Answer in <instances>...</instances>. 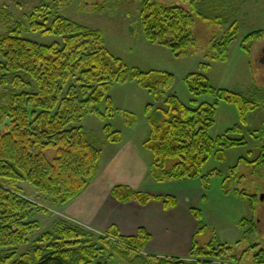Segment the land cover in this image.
<instances>
[{
    "label": "trees",
    "instance_id": "1",
    "mask_svg": "<svg viewBox=\"0 0 264 264\" xmlns=\"http://www.w3.org/2000/svg\"><path fill=\"white\" fill-rule=\"evenodd\" d=\"M167 1L175 3L143 1L140 17L148 41L179 56L196 45L193 28L197 20L205 25L230 27L229 33L212 45V59L226 61L228 48L238 34L236 24L223 14L227 1ZM9 17L0 14L1 20ZM29 22V27L14 24L0 39V127L9 119L5 133L0 131V264L13 260L18 249L40 228L38 222L31 220L37 205L22 194L19 184L28 183L52 203L64 205L82 195L96 178L102 152L82 123L87 115L104 123L114 117L108 93L115 83L137 81L154 95L157 104H164L146 108L150 131L143 145L153 154L150 169L157 182L201 179L207 188L209 176L203 174V168L210 158L228 148L245 145L242 139L231 138L235 133L241 135L240 126L228 130L223 137L212 138L216 110L220 101L233 103L246 123L247 115L264 100L263 89L246 97L216 90L206 76L192 74L186 81L194 96L210 95L215 101L199 103L196 99L194 106H186L172 93V74L129 68L106 49L99 30L72 22L43 4L34 9ZM26 32L54 36L61 41L41 45L24 38ZM263 37L264 31L253 32L245 37L243 46L250 52L252 44ZM104 131L112 143L122 142V133L110 124L105 125ZM252 163L264 167V148ZM112 194L122 203L134 201L145 206L160 201L165 209L178 205L173 196L154 197L124 186L114 187ZM244 197L249 198L251 209L255 210L256 196ZM197 210H192L198 228L189 255L191 262L177 257L145 256L151 236L143 228L134 237L109 229L107 234L113 239L101 238L102 243H107L104 248L87 229L64 221L56 231L45 232L35 240L32 259L21 264H102L99 260L107 245L111 256L125 264H243L244 257L232 253L230 246L214 244V233L201 227ZM240 226L249 228L245 236L256 229L254 220L244 219ZM206 232L212 233V239L204 246L200 237ZM251 264H264V248L253 256Z\"/></svg>",
    "mask_w": 264,
    "mask_h": 264
},
{
    "label": "rangeland",
    "instance_id": "2",
    "mask_svg": "<svg viewBox=\"0 0 264 264\" xmlns=\"http://www.w3.org/2000/svg\"><path fill=\"white\" fill-rule=\"evenodd\" d=\"M143 1L0 0V14L11 17L6 21L0 19V39L16 23H24L29 27V18L34 9L43 4L72 22L99 30L103 34L106 49L129 68H137L146 73L172 74L174 76L172 93L186 106H194L196 99L199 103L215 101V97L210 95L199 98L194 96L186 81L192 74H203L216 90L241 93L246 97H252L258 89L264 90V65L260 64L264 37L252 44L250 52L243 46L246 36L256 31H264V0L242 2L226 0L227 5L223 14L231 23H235L238 29V34L228 48L226 61L212 59L214 54L212 45L229 33L227 30H230V27L205 25L197 20L193 28L196 45L178 56L168 48L152 44L146 38L140 17ZM161 1L175 3V1ZM23 37L46 46L61 41L60 38L34 32H26ZM216 54L219 55V51H216ZM108 95L112 99L114 117L104 123L94 115H87L82 123L89 137L97 143L102 152L99 171L101 167L104 169L109 167L119 149L132 144L147 161L148 172L144 179L145 183H153L150 169L153 154L142 145V141H145L150 131L146 108L151 104L164 107V104H157L154 95L137 81L115 83ZM246 119V123H243L241 112L235 104L219 102L216 122L210 131L212 138L223 137L228 130L240 126L241 135L235 133L231 138L242 139L245 145L228 148L219 156L213 155L210 158L203 168V174L209 176L208 187H204L201 179H196L201 181L202 193H199V202L195 204V199L193 203L194 209L200 212L201 227H207L208 232L214 233V244L230 246L232 253L240 258L244 257L243 264H251L253 256L264 248V201L260 199L264 194V167L258 168L252 163L259 158L264 148V100L255 112L247 115ZM7 123L9 119H6L0 127L2 133H5ZM107 124L122 133V145L112 143L108 139L104 131ZM19 187L22 194L37 205L31 220L38 222L40 228L30 235L29 242L21 246L17 256L7 264L30 261L35 250V240L45 232L56 231L59 223L64 221L87 229L96 236L99 244L104 248L107 243H102L100 239H113L107 234L108 230H93L65 218L61 208L66 204L52 203L30 184L21 183ZM176 189L185 193L180 188ZM248 195L257 198L255 210L251 209L249 198L244 197ZM244 219L254 220L256 227L252 234L246 236L245 232L249 228L244 230L240 226ZM208 232L200 237V244L204 246L210 244L212 239V233ZM119 244L123 243L119 242ZM108 250L107 245L102 251L103 255L99 260L102 264H125L118 258L112 257ZM144 255L149 254L145 252ZM191 261L190 257L184 259V262Z\"/></svg>",
    "mask_w": 264,
    "mask_h": 264
},
{
    "label": "crops",
    "instance_id": "3",
    "mask_svg": "<svg viewBox=\"0 0 264 264\" xmlns=\"http://www.w3.org/2000/svg\"><path fill=\"white\" fill-rule=\"evenodd\" d=\"M122 144L123 141L119 145ZM117 152L109 167L100 168L82 195L62 206L63 216L93 230L116 228L124 237H134L143 228L151 236L146 246L149 255L188 258L198 228L192 209L194 200L197 204L199 193H202L201 181L160 183L154 180L153 183H145L147 161L132 144ZM116 186L144 191L154 197L173 196L177 198L178 205L165 209L160 201H152L145 206L134 201L122 203L112 194Z\"/></svg>",
    "mask_w": 264,
    "mask_h": 264
},
{
    "label": "water",
    "instance_id": "4",
    "mask_svg": "<svg viewBox=\"0 0 264 264\" xmlns=\"http://www.w3.org/2000/svg\"><path fill=\"white\" fill-rule=\"evenodd\" d=\"M260 64H261V65H264V49H263V51H262V56H261V58H260ZM260 199H261V201H264V194L261 195Z\"/></svg>",
    "mask_w": 264,
    "mask_h": 264
}]
</instances>
